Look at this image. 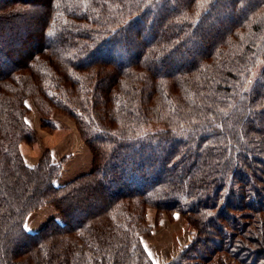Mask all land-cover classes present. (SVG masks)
Instances as JSON below:
<instances>
[{
	"label": "trees",
	"instance_id": "1",
	"mask_svg": "<svg viewBox=\"0 0 264 264\" xmlns=\"http://www.w3.org/2000/svg\"><path fill=\"white\" fill-rule=\"evenodd\" d=\"M22 1L0 0V264H156L149 206L194 228L166 264H264V0ZM28 99L75 120L91 171L27 164ZM48 204L63 221L29 231Z\"/></svg>",
	"mask_w": 264,
	"mask_h": 264
},
{
	"label": "rangeland",
	"instance_id": "2",
	"mask_svg": "<svg viewBox=\"0 0 264 264\" xmlns=\"http://www.w3.org/2000/svg\"><path fill=\"white\" fill-rule=\"evenodd\" d=\"M32 1L24 0L22 2H25L27 6H31L29 2ZM46 1L34 0L33 4L38 5L37 8H39V5L45 4ZM18 24H20V21H15V25L17 26ZM20 27L18 25L16 29H20ZM13 31L15 32L16 30L12 23L0 30L1 34H3L0 36V42L8 40L14 33ZM18 31L20 32V30ZM29 35L33 38L25 41L23 45H19L17 51L22 52L25 48L32 47L34 34L29 33ZM177 57L173 58V60H177ZM260 70L261 64L252 73L254 80ZM249 82L252 83L251 81ZM27 105L30 110L27 113L26 119L36 132V140L32 143L26 141L22 143H27L31 146L28 147V153H31L32 157L35 158L37 153H40L38 161L41 160L46 151H50L53 161L62 164L61 175L57 178L56 184L61 185L91 171L94 156L75 120L64 113L53 112L47 115L46 118L53 122L55 127L45 128L43 126V114L39 111L36 104L31 99H28ZM156 169L153 168L152 173L160 172L159 170L156 171ZM51 218L63 221L61 214L53 205H44L28 215L26 226L29 231L32 229L38 231ZM146 223L150 226V231L141 235V238L149 256L156 264H166L175 260L193 238L194 228L192 223L179 211L168 213L154 206H149L146 213Z\"/></svg>",
	"mask_w": 264,
	"mask_h": 264
},
{
	"label": "crops",
	"instance_id": "3",
	"mask_svg": "<svg viewBox=\"0 0 264 264\" xmlns=\"http://www.w3.org/2000/svg\"><path fill=\"white\" fill-rule=\"evenodd\" d=\"M28 147H31V146H29L27 143H22V145H21V151H22V154H23V156H24V158H25V161L27 162V164H29L30 166H34V165H36L39 161V159H38V157H39V154L40 153H37V155L35 156V158L34 157H32L30 154L31 153H28V151H29V148ZM27 222H28V220H27ZM30 229V228H29ZM31 231H36V230H34V229H32Z\"/></svg>",
	"mask_w": 264,
	"mask_h": 264
},
{
	"label": "snow or ice",
	"instance_id": "4",
	"mask_svg": "<svg viewBox=\"0 0 264 264\" xmlns=\"http://www.w3.org/2000/svg\"><path fill=\"white\" fill-rule=\"evenodd\" d=\"M203 2H206V0H203ZM25 227H27V226H25Z\"/></svg>",
	"mask_w": 264,
	"mask_h": 264
}]
</instances>
